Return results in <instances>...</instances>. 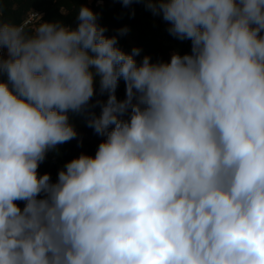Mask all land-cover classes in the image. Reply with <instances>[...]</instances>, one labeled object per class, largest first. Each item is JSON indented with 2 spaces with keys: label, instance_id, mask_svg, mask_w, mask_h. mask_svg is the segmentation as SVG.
I'll return each instance as SVG.
<instances>
[{
  "label": "clouds",
  "instance_id": "9594fccd",
  "mask_svg": "<svg viewBox=\"0 0 264 264\" xmlns=\"http://www.w3.org/2000/svg\"><path fill=\"white\" fill-rule=\"evenodd\" d=\"M120 2L190 53L138 63L86 5L75 28L0 9V264H264V0ZM70 114L105 139L52 182Z\"/></svg>",
  "mask_w": 264,
  "mask_h": 264
},
{
  "label": "trees",
  "instance_id": "16d2710c",
  "mask_svg": "<svg viewBox=\"0 0 264 264\" xmlns=\"http://www.w3.org/2000/svg\"><path fill=\"white\" fill-rule=\"evenodd\" d=\"M82 5L90 7L98 14V23L107 28V36L116 35L121 27L129 28L126 35L119 37V47L125 52H131L133 47L140 48V55L135 57L138 63L145 55L151 56L153 62L169 61L173 52L178 51L183 55L191 51V41H180L170 35L167 31L168 23L160 16H153L143 3L134 2L125 7L120 0H0V9L5 21L19 24L29 11H37L42 14V22L59 21L71 28L78 24L76 16ZM96 88H99L98 81ZM116 95L118 99L125 96L123 80L119 83ZM97 99L106 100L107 96H94L93 102ZM93 111L98 115L100 108L96 107ZM70 119L78 132L77 138L59 145L56 151H50L38 168L40 175L49 173L52 182H56L58 171L67 162L81 153L94 156L97 150L95 146L84 149L80 145V137L96 135L94 130L87 126L86 115L70 114ZM18 203L23 207L22 202Z\"/></svg>",
  "mask_w": 264,
  "mask_h": 264
},
{
  "label": "rangeland",
  "instance_id": "374dc122",
  "mask_svg": "<svg viewBox=\"0 0 264 264\" xmlns=\"http://www.w3.org/2000/svg\"><path fill=\"white\" fill-rule=\"evenodd\" d=\"M103 139H105V137L96 134L95 136L84 135L79 138V141H80V145L85 149L88 148L89 146H95L97 148L99 143Z\"/></svg>",
  "mask_w": 264,
  "mask_h": 264
},
{
  "label": "built area",
  "instance_id": "2783aa9c",
  "mask_svg": "<svg viewBox=\"0 0 264 264\" xmlns=\"http://www.w3.org/2000/svg\"><path fill=\"white\" fill-rule=\"evenodd\" d=\"M42 14L37 11H29L24 17L22 23H24L27 27L31 28L40 23V19Z\"/></svg>",
  "mask_w": 264,
  "mask_h": 264
}]
</instances>
